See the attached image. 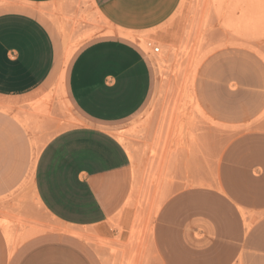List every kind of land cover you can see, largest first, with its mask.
I'll use <instances>...</instances> for the list:
<instances>
[{
	"label": "crops",
	"instance_id": "obj_1",
	"mask_svg": "<svg viewBox=\"0 0 264 264\" xmlns=\"http://www.w3.org/2000/svg\"><path fill=\"white\" fill-rule=\"evenodd\" d=\"M12 1L0 9V104L11 106L32 99L58 75L62 83L63 29L74 14L68 0ZM90 1L114 34L88 41L70 61L66 87L84 121L40 152L31 189L35 203L27 212L39 223L36 213L43 211L62 230L10 248L0 215V264H104L106 252L94 242L113 240L114 222L122 230L119 241H128L136 214L152 228L139 231L142 243L134 255L152 258L150 264H264V73L250 74L261 82L254 87L226 89L232 98L227 102L195 90L200 113L217 125L209 132L198 118L207 128L200 138L214 146L216 162L188 170L183 188L175 181L176 125L166 120L157 130L161 122H154L148 143L163 145L158 152L169 161H155L153 175L173 180L158 191L163 199L140 212L130 198L140 191L135 180L144 166L113 130L129 129L150 94V64L132 43L133 34L161 28L181 0ZM185 134L188 142L187 128ZM5 221L13 223L11 217Z\"/></svg>",
	"mask_w": 264,
	"mask_h": 264
},
{
	"label": "rangeland",
	"instance_id": "obj_2",
	"mask_svg": "<svg viewBox=\"0 0 264 264\" xmlns=\"http://www.w3.org/2000/svg\"><path fill=\"white\" fill-rule=\"evenodd\" d=\"M13 4L12 0H0V9ZM68 4L74 14L71 12L66 18L71 27L63 29L62 83L58 75L32 99L12 106L0 104V215L2 226L7 228L6 244L10 248L27 237L62 230L43 211H36L39 223L28 219V208L35 203L31 192L34 167L40 152L52 138L83 124L66 87L73 55L93 38L114 34L113 28L98 17L90 0H68ZM133 35L137 41L132 43L146 55L150 64V94L130 128L119 126L113 134L132 151V159L144 166L143 175L138 182L135 180L140 191L132 193L130 198L134 202L130 205L143 212L142 207L148 202L163 199L165 194L158 191L173 180L162 174L163 169L160 170L162 175H153L155 161L161 160L162 165L169 161V157L158 152L164 149L163 145L148 143L147 136L155 121L161 122L156 125L157 130L166 120L176 125L175 181L179 189L185 186L188 170L211 167L216 162L212 153L214 146L200 138L207 128L201 127L198 118L208 124L209 132H214L217 125L200 113L195 90L211 91L219 95L214 99L227 102L232 98L225 95L226 89L261 83L250 80L249 76L264 73V0H181L175 14L161 28ZM152 47H158L159 53L154 54ZM70 50L75 51L66 61ZM9 217L14 224L6 223ZM112 227L118 232L113 240L94 242L106 252L102 256L104 264L151 263L150 257L134 255L137 245L142 243L136 239L142 234L139 231L151 232V223L136 214L126 242L119 241L120 225L114 222Z\"/></svg>",
	"mask_w": 264,
	"mask_h": 264
},
{
	"label": "bare ground",
	"instance_id": "obj_3",
	"mask_svg": "<svg viewBox=\"0 0 264 264\" xmlns=\"http://www.w3.org/2000/svg\"><path fill=\"white\" fill-rule=\"evenodd\" d=\"M135 38V40L137 41V39H136V37H134ZM138 38H141V37H138ZM140 42H141V40H139ZM70 43V42H69ZM68 43V44H69ZM68 44H66V45H68ZM143 43H141V45H142ZM72 51L73 50H70L67 54H66V57H68L71 53H72ZM38 146H40V145H38ZM132 156V155H131ZM17 223V222H16ZM23 223V222H22ZM14 224V223H13ZM20 224V223H19ZM45 224V223H44ZM2 226V225H1ZM8 226V225H7ZM43 226V225H42ZM47 226H49V225H46V227ZM65 226V225H64ZM5 229H7V228H5ZM40 229H42V228H40ZM48 229V228H47ZM43 230V229H42ZM44 230H46V229H44ZM68 230H70V229H68ZM49 231H51V230H49ZM35 234H37V233H35ZM90 235V234H89ZM29 236V235H28ZM9 239H11V238H9ZM27 239H28V237H27ZM86 240V239H85ZM15 241V240H14ZM16 245H17V243H16Z\"/></svg>",
	"mask_w": 264,
	"mask_h": 264
},
{
	"label": "built area",
	"instance_id": "obj_4",
	"mask_svg": "<svg viewBox=\"0 0 264 264\" xmlns=\"http://www.w3.org/2000/svg\"><path fill=\"white\" fill-rule=\"evenodd\" d=\"M148 46L150 47L151 44H148ZM159 51H160V49H159L158 47H152V52H153L154 54H158Z\"/></svg>",
	"mask_w": 264,
	"mask_h": 264
}]
</instances>
